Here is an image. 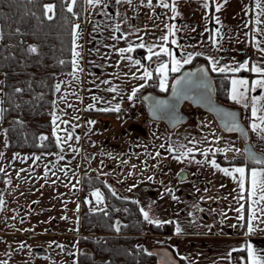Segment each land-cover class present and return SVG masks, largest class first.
I'll use <instances>...</instances> for the list:
<instances>
[{"label":"crops","instance_id":"crops-1","mask_svg":"<svg viewBox=\"0 0 264 264\" xmlns=\"http://www.w3.org/2000/svg\"><path fill=\"white\" fill-rule=\"evenodd\" d=\"M84 1V15L75 21L73 29L78 32L76 50L80 53V57L77 59L81 66L83 65L82 72L92 75L100 74L107 78L118 77L125 81L133 80L139 84L132 86L128 85V82L126 84L127 91L121 92L119 98L111 103L109 108L117 104L120 105L119 112L108 111L99 115L98 111L88 113L84 108L80 110V120L85 121L88 114H91L95 117L100 116L98 120L107 123L114 119L108 117H115L118 120L122 116L125 117V120L127 119V122L121 121V125L118 127L122 131L129 129L133 120L129 115H123L121 110L123 108L132 110L135 106L137 107L139 105L138 95L149 89V80L133 78V73L139 77L147 68L153 76L159 64L168 63L169 69L171 67V60L167 55L161 54L159 57L153 56L152 60L147 59L148 47L157 46L153 47V51H159L158 46L163 43L160 38L168 34L166 25H175V36H169V41L165 45L172 51L175 58L182 61L188 53L194 54L192 62L184 64L179 72L173 73L169 70L167 90L177 76L176 74L191 67L190 65L198 58L205 60L204 63L208 65L210 71L211 64L208 57L219 60L220 66H235V62L247 60L249 66L252 63H257L264 67V53L256 47L259 42L260 48H264V15H261L264 10V0H260L259 8L256 6L257 0H227L226 3L225 0H176V10L179 15L175 18H173L171 8L160 6V0H152L151 7L148 6L147 0H143V2L142 0H131V3L128 0H120L119 3L117 0H102L98 5H89L87 0ZM165 2L172 4L173 0H165ZM205 2L208 3V8L204 7ZM217 4L222 5L219 12L215 10ZM217 18H219V23L216 22ZM258 18L259 23L257 22ZM76 25H79L78 29H75ZM217 29H219L222 39L214 47L209 40V34L215 35ZM173 39L176 40L175 44L171 42ZM141 43L145 44L144 48L137 47ZM129 45H132L133 51L125 53V58L122 59L118 50L127 48ZM197 52L201 55H195ZM142 55L146 62L150 63H146L141 58ZM129 56L131 60L127 58ZM73 59L72 56V61ZM137 59L140 60V65L133 63ZM212 74L213 78L214 74L226 76L228 79L227 99L218 100L241 110L251 144L257 152H264V140L250 127L253 122L250 100L249 107L245 108L242 103L237 104L229 99L233 77L246 78L251 84V81L257 79L258 76L250 71H241L235 74L212 72ZM141 84L145 86L140 88L133 99L129 100L128 97L133 88H139ZM157 90L159 93L166 92L161 91L159 85ZM260 95H264V89L249 92L250 97ZM85 112L87 115L84 116ZM108 119L110 120L108 121ZM94 121L97 120L94 119ZM118 121L120 122V120ZM151 122H156L159 125L152 129V133L146 128L147 140H138L136 132L129 129L127 147L110 143L105 151L86 149L85 138L79 132L78 152L83 164H81L83 168L81 178L83 179L87 174L95 171L98 175L106 178V182L111 185L114 191L119 190L124 196L122 189L131 188V192L134 194L132 199L139 202L140 210L148 212L152 220H159L160 224L172 227L171 234L166 231L163 235H152V238L155 237L163 241L165 246L171 248L177 258L183 261V264H188L187 262L190 261L191 247L183 243L176 245L175 241L185 243L187 241H212L217 243L211 248L216 251L224 248L230 250V264H235L232 261L234 253L232 250L240 251L239 249H242L246 243H252L258 251L264 250V231L248 235L246 229L248 217L258 206L252 204L250 199H239L241 190L231 177L225 176L208 163H195V160H205L202 155L203 149L211 148L213 152L209 153L207 159H215L221 167H258L245 161L229 162L238 158L246 160L243 155L234 151H216V149L230 147L242 151L244 144L240 135L222 131L213 116L200 109H197L195 121L182 124L173 131H169L165 124L162 126L161 122ZM71 140H76V138ZM161 144L164 145V148L160 147ZM170 147L174 149L172 153L167 151ZM187 148H193V152L189 154L188 158H182V161L173 159L174 155L180 154L175 149L186 150ZM157 152L160 153L159 156H156ZM192 157L194 160L189 162ZM182 170L187 171L190 178L178 180L176 176ZM112 177L114 180L111 179ZM149 177L152 179L150 180ZM129 179L131 181L127 183L126 181ZM118 182L121 183V186ZM121 187L122 189H120ZM93 193L87 194L85 191L83 195L93 203L89 210L98 211L102 206L96 209L100 203L94 200ZM244 195L247 197L248 193L245 192ZM95 203L98 205H94ZM241 205H243L244 211L238 213L236 209ZM240 215L245 216V220H239L237 217ZM257 215H261V213L257 211ZM165 221L169 223H164ZM177 226L181 228L180 234L176 233ZM259 226L264 228V224ZM237 242L242 243L241 248L230 247ZM241 258H246V252Z\"/></svg>","mask_w":264,"mask_h":264},{"label":"rangeland","instance_id":"rangeland-1","mask_svg":"<svg viewBox=\"0 0 264 264\" xmlns=\"http://www.w3.org/2000/svg\"><path fill=\"white\" fill-rule=\"evenodd\" d=\"M76 45L78 46L77 43ZM82 68L83 65L78 62L79 70L72 67L70 72L62 74L57 81V84H60V91L55 96V104L51 110V113L55 112L60 118L57 121L59 124L57 135L61 137V143L57 144L56 151L45 154L11 151L8 149L5 131L7 123L5 121L0 124V169L6 174L5 182L0 187L3 200L0 206V263L2 264H26V262L77 264V256L85 249L79 244V238L90 235L81 226V217L83 208L89 210L93 203L83 195L86 190L84 179L81 178L83 168L78 152L79 140L63 142L67 135L64 129L71 131L73 138L79 137L80 132L85 138L84 140L82 137L86 149L105 151L110 143L127 147L128 129H125V132L118 127L121 121L127 120L125 117L120 116L118 119L120 122L115 117H108L114 119H108L110 121L106 123L98 120L100 116L95 117L91 114H88L85 121L80 120L79 113L84 108L88 113L90 111L95 113L98 111L99 115L105 113L99 112L98 109L109 108L111 103L119 98L121 92L127 91L128 82V85L132 86L133 84L137 86L139 83L133 80H120L118 77L107 78L100 74H84ZM2 79L3 75L0 73V81ZM112 87L117 91H108ZM89 105L93 107L89 108ZM86 112L84 116L87 115ZM64 121L67 123H63ZM89 121L95 123L89 124ZM141 122L150 132L159 125L146 117ZM162 124L165 126L164 123ZM74 125L76 127L73 129ZM58 155H62L64 159L58 160ZM37 156L40 159L34 160L33 157ZM130 181L129 179L126 182L130 183ZM118 183L121 186V183ZM108 186L111 187L109 184ZM122 190L125 196L134 198L129 188ZM93 192L95 189L87 194ZM99 203L100 206L96 209L101 206L106 208L103 196L102 202ZM102 208L98 211L104 210ZM142 242L146 250L154 246L150 237ZM180 243L191 247L190 261H186L188 264H230V250L224 248L216 251L211 248L217 243L175 241L176 245ZM230 247L241 248L242 243L237 242Z\"/></svg>","mask_w":264,"mask_h":264},{"label":"trees","instance_id":"trees-1","mask_svg":"<svg viewBox=\"0 0 264 264\" xmlns=\"http://www.w3.org/2000/svg\"><path fill=\"white\" fill-rule=\"evenodd\" d=\"M49 3L56 5L53 20L44 15L43 5ZM70 4L71 0H0V73L3 75L0 108L4 110L0 124L7 123L11 151L52 153L57 149L51 110L58 78L72 69L74 23L83 17L85 8L84 0H76L70 13L67 11ZM29 46L37 47V52H28ZM141 58L146 62L144 55ZM204 62L198 58L190 66ZM214 82L218 99L226 100L228 79L214 74ZM158 85L159 76L154 72L148 88L159 92ZM16 88L23 91L18 93ZM40 136L48 139L41 141ZM242 161L254 165L242 158L229 162ZM5 178L6 174L0 171V187ZM83 179L85 190L101 191L106 208L102 211L83 208L81 226L90 236L79 238L85 249L77 256V264H155V257L147 254L142 241L166 231L171 234L172 227L149 223L135 199L116 193L100 179L87 176ZM152 240L154 246H165L155 237ZM244 254L245 251L234 252L232 261L241 264Z\"/></svg>","mask_w":264,"mask_h":264},{"label":"snow or ice","instance_id":"snow-or-ice-1","mask_svg":"<svg viewBox=\"0 0 264 264\" xmlns=\"http://www.w3.org/2000/svg\"><path fill=\"white\" fill-rule=\"evenodd\" d=\"M29 2H32V0H29ZM102 2V0H87V3L89 5H98ZM119 3L120 0H117ZM129 3H131V0H128ZM143 2V0H142ZM227 0H225V3ZM76 3V0H71V4L68 6L67 11L73 12V7L71 5H74ZM148 6H152V0H147ZM160 6L164 8H171V11L173 13V18L179 15V13L176 10V0H173L172 4H168L165 2V0H160ZM258 8L260 7V0H257ZM204 7L208 8L209 5L207 2L204 3ZM222 5L217 4L216 5V11L219 12ZM44 8V15L48 20H53L55 16V4H45L43 5ZM261 15H264V10H262ZM216 22L219 23V18L216 19ZM257 22L259 23V18L257 19ZM168 28V34L162 36L160 39L163 42L161 45H159V51L154 52L153 47L157 46H150L148 47V60H152L153 56L159 57L161 54L167 55L170 57L171 60V67L169 69L168 63H161L156 68V72L159 74L160 81H159V87L161 91H167V80H168V72L169 70L173 73L179 72L180 69L183 67L184 64H189L192 62L194 58L193 53H188L186 57L181 61L180 59H176L172 51L167 48L165 45L169 41V36H175V25H166ZM79 25L75 26V29H78ZM117 30H119L117 28ZM259 31V30H258ZM73 49H72V56L74 57L72 61V65L74 69H78V61L76 58L80 57V53L76 50V39L78 38V32L73 31ZM220 39L222 37L219 35V29L216 30V34H209V40L211 41L212 45L216 47L219 44ZM173 44L176 43V40L173 39L171 41ZM139 48H144L145 44L141 43L137 45ZM256 47L264 53V48H260L259 42H257ZM30 53H36L37 47L35 46H29L27 49ZM121 54V58H125V53H130L133 51L132 45H129L127 48H121L118 50ZM195 55H201V53L197 52ZM129 60H131V57H127ZM209 63L211 64V71L212 72H218V73H240L241 71H250L251 73H254L258 76L257 79H254L251 81V84L248 79L246 78H235L233 77L231 79V91L229 94V99L236 102L237 104H243L245 108L249 107V100L251 103V116H252V123L250 125L251 130L255 133H258L261 135V139L264 140V95L260 96H249V92H255L257 89H264V67L259 66L257 63H252L251 66H249V61L244 62H235V66L230 65H223L220 66L219 60L208 57ZM61 63H63L61 61ZM135 65H140L141 62L139 59L135 60L133 62ZM199 73V74H198ZM133 78H137L140 80H150L152 78V72L149 71L147 68H145L143 74L139 77L133 73ZM2 83V81H0ZM105 83H108L105 81ZM145 85L141 84L139 88H133L131 95L128 97L129 100L133 99L135 97L136 93L140 90V88H143ZM16 92H22L23 89L16 88ZM56 91H60V84L56 85ZM108 91L110 92H116L117 89L115 87L109 88ZM191 91H196L197 98L201 101H204L205 104L210 108L212 111H216L218 115L221 116L222 123L224 126L225 131L228 132H240L245 139H247V134L244 131V128L240 125V123L236 120V114L233 112H226L223 109H218L212 104V98H211V84L207 80V73L204 69H198L197 72H186L182 76H180L178 79L175 80V82L172 85V95L174 98L178 99H188L191 98L188 96V93ZM96 99V98H94ZM147 99V98H146ZM0 103H3V101H0ZM92 105H89V108H92ZM152 108L154 113L157 111L165 112V114H171L175 112V104L170 103L169 101L165 100H153L152 102ZM99 111H120V105L117 104L112 108H101L98 109ZM3 109L0 108V114L3 113ZM2 118V117H0ZM59 116L53 112L52 113V125H53V135L56 137V142L59 145L61 143V137L57 135V132L59 130V124L57 121L59 120ZM63 123H67L64 121ZM89 124H94V121H89ZM73 129L76 127L75 125L72 126ZM6 131V130H5ZM64 131L67 133L65 139L63 142L70 141L73 139V135L71 131H68L67 129H64ZM76 140H79V137H75ZM39 139L41 141H45L48 139L47 136H40ZM161 148H164V145H160ZM63 149L61 148V151ZM168 152L172 153L174 151L173 148H168ZM175 151L180 152L179 155H174L173 159H176L177 161H182V158H188L189 154L193 152V148H187L186 150L181 149H175ZM216 151H234L236 153H239L241 155H245L246 159L250 161L252 164L257 165L258 167H246V166H238V167H221L215 159L208 160L207 157L210 152H213L211 148L203 149L202 155L205 157L204 161L201 160H195V163L197 164H203L208 163L210 166L217 171L223 173L225 176L231 177L237 184L239 189L241 190L239 199L245 200L250 199L252 204L257 205V209L252 211V214L250 217H248L246 222V229L248 235H254L258 231H264V228H260L259 225L264 224V152H262L260 155H257L254 151H252L251 147H246L243 152H241L238 148H228V149H216ZM160 153L157 152L156 156H159ZM214 155V153H213ZM58 160H63L64 157L62 155H58ZM27 159V157L25 158ZM34 160H39L40 157H33ZM194 160V157H192L189 162H192ZM0 171H3V169H0ZM47 171V168H46ZM151 180L152 177H149ZM131 191V189H129ZM170 191V190H169ZM247 192L248 195L245 197L244 193ZM93 195L96 197L97 202H102V196L99 190H96ZM115 195V193H113ZM175 199V197H173ZM0 204H3V200L0 199ZM79 208H77V211ZM144 215V219L148 221L149 223H155L159 225L161 221L159 220H152L149 217L148 212L141 209ZM238 213L244 211L243 205H241L239 208L236 209ZM257 211L261 213V215H257ZM239 220H245V216L240 215L237 217ZM164 223H169L165 221ZM119 227L116 228V231H119ZM176 233H181V228L179 226L176 227ZM240 251L246 252V258H241V264H264V250L258 251L252 243H246V245L239 249ZM147 251V250H145ZM233 252L238 251V249H233ZM148 255H153L151 252H147ZM229 256H231V252L229 253ZM183 258V257H182ZM162 264H170L169 260L167 259V254H165V258L162 261Z\"/></svg>","mask_w":264,"mask_h":264},{"label":"water","instance_id":"water-1","mask_svg":"<svg viewBox=\"0 0 264 264\" xmlns=\"http://www.w3.org/2000/svg\"><path fill=\"white\" fill-rule=\"evenodd\" d=\"M204 69L205 72L207 73V80L211 84V98H212V104L218 108V109H223L226 112H233L236 114V120L240 125L244 128L245 133L247 134V139L244 138V136L240 132H228L225 131L221 116L218 115L216 111L210 110V108L205 104L204 101H201L197 98V93L196 91H191L188 93V96L191 98L188 99H176L172 95V85L175 82L176 79H178L180 76H182L186 72H197L198 69ZM199 74V73H198ZM147 98V99H146ZM153 100H165L169 101L170 103L175 104V112L171 114H165V112L157 111L154 113L153 108H152V102ZM142 101L145 105L146 108V116L148 119L152 121H157V122H162L164 123L169 131H173L175 128L178 126L185 124L188 121V115L184 112V106L185 105H190L193 109H200L204 111L205 113L211 114L216 121L218 127L227 133H238L243 141V150L246 147H251L252 151L257 153V155H260L261 153L257 152L253 145L250 142V136L248 132V128L246 124L243 122L242 119V113L241 110L228 106L221 101L218 100L217 95H216V89H215V82L213 78V74L210 71L209 67L205 63H198L194 66L187 67L183 71H181L177 76L174 78L172 81V84L168 90V92L164 95L162 94H156L153 92H146L142 96ZM243 150L241 152H243ZM241 155V154H240ZM244 158L246 159V156L243 155ZM247 160V159H246ZM250 162V161H249ZM186 178H190V174L182 170L177 174V179L178 180H184ZM148 252L153 253L152 256L155 257L156 263L155 264H162V261L165 258V254H167V259L169 260L170 264H182L180 259L177 258V256L174 254L171 248L167 246H153L148 250Z\"/></svg>","mask_w":264,"mask_h":264},{"label":"flooded vegetation","instance_id":"flooded-vegetation-1","mask_svg":"<svg viewBox=\"0 0 264 264\" xmlns=\"http://www.w3.org/2000/svg\"><path fill=\"white\" fill-rule=\"evenodd\" d=\"M146 92H153V93H156V94L164 95V94H166L168 92V90L166 92L159 93V92H155L154 90L147 89L144 92H142L140 95H138V98H139L138 99V104L139 105L137 107L135 106L132 110H128L127 109L129 117L133 120V124L131 126H129V129H131L132 131L136 132V136H137L138 140H147V136H148L147 129L144 127V125L141 122V120L144 117L147 118V116H146V108H145V105H144V103L142 101V98H141ZM184 112L188 115V121L186 122V124L189 123L190 121H195L196 120L197 109H193L190 105H185L184 106ZM148 120H150V119H148ZM125 132H126V130H125ZM127 140H129V139H127ZM87 177L92 179V180L100 179L105 184H107L106 178H104V176L102 177V176L98 175L95 171L87 174ZM176 178H177V176H176ZM111 179L114 180L113 177ZM167 179H169V178H167ZM94 189L86 190V192L92 191ZM115 192L120 194V195H123L119 190H115ZM102 196H103V194H102ZM0 264H2V263H0ZM26 264H30V263L26 262Z\"/></svg>","mask_w":264,"mask_h":264},{"label":"built area","instance_id":"built-area-1","mask_svg":"<svg viewBox=\"0 0 264 264\" xmlns=\"http://www.w3.org/2000/svg\"><path fill=\"white\" fill-rule=\"evenodd\" d=\"M122 113H123L124 115H127V114H128V111H127L126 109H124V110H122Z\"/></svg>","mask_w":264,"mask_h":264}]
</instances>
